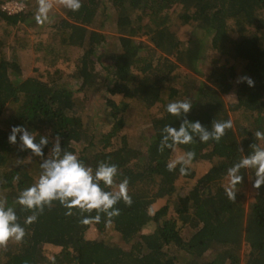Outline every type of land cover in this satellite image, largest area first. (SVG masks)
I'll use <instances>...</instances> for the list:
<instances>
[{
    "label": "trees",
    "instance_id": "obj_1",
    "mask_svg": "<svg viewBox=\"0 0 264 264\" xmlns=\"http://www.w3.org/2000/svg\"><path fill=\"white\" fill-rule=\"evenodd\" d=\"M17 1L25 3V11L10 15L0 0L4 35L13 49L34 50L44 70L15 83L11 72L20 68L9 63L0 38V202L16 210L26 230L22 242L0 246V264H264V185L253 188V170L242 169L243 183L236 199L229 200L220 181L241 158L240 148L247 155L253 143L264 147V139L253 137L256 130L264 131V0H81L76 12L64 7L65 16L51 26L49 39L38 42L26 27L38 24L36 1ZM109 24L115 27L111 37L103 32ZM185 28L200 33L185 41L180 36ZM204 34L211 36L210 48L218 55L207 75L199 68ZM62 64L74 67L71 76L63 75ZM180 66L189 73L175 77ZM241 76L251 77L254 86L238 83ZM71 79L79 83L77 90L62 85ZM232 93L237 100L228 104L224 97ZM96 97L106 98L100 119L89 108ZM184 99L193 104L189 120L210 128L213 120L231 119L233 127L219 142L202 143L197 137L176 151L160 152L164 126L180 123L165 106ZM158 105L160 115H151ZM148 117L139 135L124 132ZM13 125L27 127L37 142L40 135L60 136L64 150L93 168L104 160L116 164L114 185L128 179L131 205L119 202L120 214L111 223L101 214L99 223L83 224V216H94L95 210L73 209L66 215L54 202L25 225L32 212L16 204V197L38 180L45 157L21 150L19 137L10 144ZM51 148L50 142L46 156ZM189 150L196 155L187 174L179 165L167 169L176 153ZM202 163L212 167L196 180ZM158 201L166 204L152 215ZM152 222L156 230L144 234ZM92 229L97 237L89 239ZM49 247L59 251L50 257Z\"/></svg>",
    "mask_w": 264,
    "mask_h": 264
},
{
    "label": "clouds",
    "instance_id": "obj_2",
    "mask_svg": "<svg viewBox=\"0 0 264 264\" xmlns=\"http://www.w3.org/2000/svg\"><path fill=\"white\" fill-rule=\"evenodd\" d=\"M63 2L65 7L73 12L82 7L81 0H63ZM52 7L50 0H39L35 13V20L38 24L49 21V12ZM237 82H245L249 87L254 86V81L249 76H241ZM192 108L193 104L188 99L174 100L165 106V111L176 117L180 123L178 127L171 124L164 126L158 149L160 152L165 149L176 151L177 145L192 144L194 138L197 137L202 143L209 140L219 142L226 130L233 127L231 119L213 120L210 128L199 120H189L187 117ZM17 137H19L21 150L27 149L34 155L45 157L39 165L38 180L22 189L16 197V204L32 212L25 218V225L36 222L38 214L43 213L45 208L51 207L54 202H58L67 210L66 215H71L73 209H79L82 214L95 210L94 216H83L81 219L83 224L99 223L101 214L104 215L106 223H111L112 218L120 214V209L116 207L119 202L123 201L131 205L128 179L125 177L114 185L119 172L116 164L104 160L99 161L93 168L86 165L74 152L64 150L60 136L56 135L50 140L49 136L40 135L37 142L33 132L23 125L11 127L8 142L16 144ZM253 137L256 140L264 139V131L256 130ZM50 142L52 143V154L46 156L44 149ZM249 149L248 154L244 155L243 148H240L241 158L227 169L228 183L225 186V194L229 200L236 199L237 186L243 183L242 169L253 170V188L260 189L264 185V147L253 143ZM195 155L194 151H186L175 160H171L166 167L169 171H173L179 165L180 173L187 174ZM107 188L112 190H105ZM25 235V227L18 222L16 210L13 207H5L0 202V246H6L9 241L22 242Z\"/></svg>",
    "mask_w": 264,
    "mask_h": 264
},
{
    "label": "rangeland",
    "instance_id": "obj_3",
    "mask_svg": "<svg viewBox=\"0 0 264 264\" xmlns=\"http://www.w3.org/2000/svg\"><path fill=\"white\" fill-rule=\"evenodd\" d=\"M3 2L7 3L10 0H2ZM36 1V6L38 7L39 5V0H35ZM50 2L52 3L53 7L49 12V21L45 22L49 28L47 27H42L41 24H36V25H25L27 27V32L31 35L32 39L36 42L40 41V40H45L47 41L50 37V32L52 30L51 26L57 24V22L60 21V18H63L65 16V12H64V2L63 0H50ZM4 3V6H5ZM2 6V8L4 7ZM109 13L111 12V6H109ZM111 14V13H110ZM111 23L115 24V21H112ZM113 26H110V24L107 26V29L109 30H104L103 32L105 34L108 35V37H111L113 35V30L115 29ZM4 24L0 23V38H3L6 42V47L3 50V53L5 54L6 58L8 59L9 63H11L12 65H14L15 67L20 68L19 72L16 71H12V79L15 83H20L22 81H25L27 78L33 77V76H38L41 72H43L44 68H41V66L39 64H37L36 60L38 55L35 53L34 50H16L13 49L11 46H9V42L11 43V41L9 40V38L5 37L4 35V28H3ZM200 33L197 30H190V28H185L182 29L180 31V36L183 40H187L189 35L192 33ZM205 40V51H204V58L200 61L199 63V68L201 69V71H203L206 75L208 74V70L210 68V63L212 61V59L218 58L217 53H215L211 48H210V44H211V36L210 35H203L202 37ZM142 41H146L147 37H142L141 39ZM105 64H107V62H104ZM205 66V67H204ZM36 69H39V71L37 72ZM60 69L63 71V75L64 76H71L73 74L74 71V67L72 65L69 64H62L60 66ZM188 70L185 67H178V69L175 71L174 76H184L185 74H188ZM193 74V73H191ZM194 76H196L194 74ZM202 81L205 80V77H201L200 78ZM177 83V82H176ZM62 85L67 86V88L70 89H78L79 88V83L75 80H65L62 82ZM178 85V84H177ZM112 99H114L115 101H117L118 103L121 101V97L120 96H114L111 97ZM106 98L102 97L99 99V97H96L95 99L92 100V102L89 105V108L92 110V112L94 113V115L97 117V119H100L101 117H103V112L105 109V104H106ZM225 101L228 104L231 103H235L237 100V97L235 95V93H232L230 95H225L224 97ZM160 107L158 105V107H154L151 111V115H160ZM149 121V117L142 121V124H138L137 122H134L132 124H130L129 126H127L124 129L125 133H128L130 135H139L140 133V128H142V130L146 129L147 127H144L145 122ZM110 128L107 129V127H105V131H109ZM147 131V130H146ZM148 132V131H147ZM79 148V147H78ZM80 150V149H79ZM181 156L179 153H176V155L174 156L175 160L177 157ZM212 167L211 163H202L200 165H198L196 167V180H198L199 178L203 177ZM220 181H224V187L227 185L228 180L227 178H221ZM191 188V184L187 187H185L182 190L183 195H185ZM248 195H249V191H248ZM166 204V201H158L156 204H154L151 208V214L154 215L155 212H157L160 208H162L164 205ZM173 212H171V216H173ZM156 230V224L155 223H150L149 225H147L144 230L143 233L146 235L152 234L154 231ZM184 235H188L189 231L185 230L183 231ZM87 237L89 239H94L97 237V232L92 229L90 232H88ZM114 241L117 242L119 241V239L117 238V236L114 238ZM59 251V249L53 248V247H49L47 248L46 253L48 255H50V257H52L53 254L57 253Z\"/></svg>",
    "mask_w": 264,
    "mask_h": 264
},
{
    "label": "built area",
    "instance_id": "obj_4",
    "mask_svg": "<svg viewBox=\"0 0 264 264\" xmlns=\"http://www.w3.org/2000/svg\"><path fill=\"white\" fill-rule=\"evenodd\" d=\"M3 9L10 15L19 14L25 11L26 5L23 2L12 0L5 4Z\"/></svg>",
    "mask_w": 264,
    "mask_h": 264
}]
</instances>
